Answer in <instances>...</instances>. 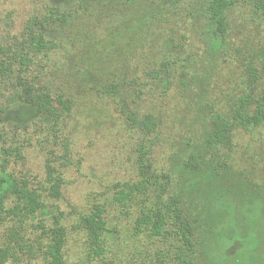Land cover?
Returning a JSON list of instances; mask_svg holds the SVG:
<instances>
[{"label": "rangeland", "instance_id": "rangeland-1", "mask_svg": "<svg viewBox=\"0 0 264 264\" xmlns=\"http://www.w3.org/2000/svg\"><path fill=\"white\" fill-rule=\"evenodd\" d=\"M206 4L0 0V193L10 178L27 179L45 203L25 224L33 254L14 244L19 258L0 264H49L35 240L51 242L57 226L65 264H264V121H234L264 95V19L255 0H238L225 40L213 45ZM36 17L47 20L50 52L1 69L12 51L28 50L24 30ZM24 84L65 95L71 111L54 102L62 114L54 126L25 99ZM149 114L153 130L142 124ZM217 115L230 125L228 145L208 140ZM145 178L146 194L119 200ZM96 205L105 209L101 249L83 220ZM145 205L193 224L186 257L171 225L162 235L137 228ZM13 223L0 210V248L13 243Z\"/></svg>", "mask_w": 264, "mask_h": 264}, {"label": "trees", "instance_id": "trees-1", "mask_svg": "<svg viewBox=\"0 0 264 264\" xmlns=\"http://www.w3.org/2000/svg\"><path fill=\"white\" fill-rule=\"evenodd\" d=\"M238 0H207L205 15L209 20L210 29L207 31L208 40L213 45L225 40L228 26H227V12L228 10L237 3ZM255 8L259 15L264 19V0H255ZM65 14L58 15L56 19H64ZM51 20L54 17H50ZM39 25L40 29L37 30L36 26ZM47 26V20L45 18H33L31 19L24 33L26 37L22 40L24 44L29 42L28 50L25 53L12 51L8 56V61H2L1 69L7 70L11 67L14 61L19 60L21 67H27L29 62L33 59V54L44 52L48 54L52 49V41L47 39L45 36V28ZM9 50H7L8 52ZM107 92H111L114 95H118V90L116 85H111ZM24 97L30 103L35 112L40 113L45 116H50L54 120V126L58 125V121L62 117V114L58 111L55 106L56 102L65 113H68L72 109V100L65 97V95L58 94L55 97L50 94L39 93L34 90L33 87L24 84ZM245 104L247 103L243 100ZM235 123L240 124L243 127H248L251 124H260L264 121V95L259 97L257 100V106L254 112L249 113L247 108L243 106L234 115ZM142 124L146 126L149 130H153L155 126L154 117L152 114L145 116L142 120ZM230 125L223 116L217 115L212 119V132L209 137L211 143L228 145L230 143ZM142 173L146 174L144 170L145 162L142 163ZM165 178V176H163ZM58 182H62L58 178ZM147 183L149 180L147 178L143 181L133 185L129 191L121 190L119 200H125L126 198L135 197V190L141 194H146ZM60 184H54L51 186V193L53 195L59 194ZM135 189V190H134ZM5 193H0V210L5 212L7 215L13 217V225L9 227V240L13 243H9L7 246L0 248V259L2 262H6L8 259H18L19 250L14 244L22 249L26 247V253L33 254L34 244H30V239L26 235L25 224L28 219L34 216L36 213L40 212L44 206L43 193L34 187H31L27 179L16 180L15 178H10L7 186L5 188ZM12 195L14 197V204L10 207L5 206L6 199ZM145 201V200H144ZM105 209L101 205H96L94 210L85 215L83 220L88 227L90 237L93 242L102 248L103 234L106 230V220L104 218ZM170 218L173 220L170 221ZM172 226V230L177 235L178 244L176 248L179 249V257L183 255L186 257L187 251L190 247H193V236L195 233V227L190 221L185 220L181 215L175 213L170 215L167 213L161 214L158 208H153L145 205L143 213L138 216L136 220V226L138 229L142 227L149 229L153 235H162L168 226ZM167 232H169L167 230ZM54 236L53 240L48 243H44L41 238L35 240L38 244L37 249L42 250L44 254H49L51 261L49 264H65L63 247L65 243V236L61 231L60 227L57 226L53 230ZM47 249L44 250L43 246ZM182 262L185 264H190L188 261L182 257Z\"/></svg>", "mask_w": 264, "mask_h": 264}]
</instances>
